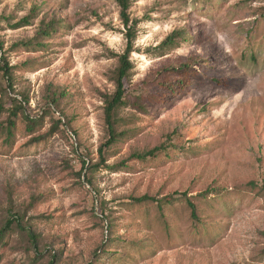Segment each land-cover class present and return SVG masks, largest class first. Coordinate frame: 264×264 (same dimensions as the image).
<instances>
[{
	"label": "rangeland",
	"instance_id": "1",
	"mask_svg": "<svg viewBox=\"0 0 264 264\" xmlns=\"http://www.w3.org/2000/svg\"><path fill=\"white\" fill-rule=\"evenodd\" d=\"M129 13L125 135L100 164L104 95L127 48L118 0H0L15 90L0 73V103L23 96L44 117L34 135L22 114L11 140L0 134V226L12 213L38 238L15 226L0 264H264V0H135ZM175 31L184 38L161 48ZM58 119L68 126L36 143ZM143 196L171 203L132 200Z\"/></svg>",
	"mask_w": 264,
	"mask_h": 264
},
{
	"label": "trees",
	"instance_id": "2",
	"mask_svg": "<svg viewBox=\"0 0 264 264\" xmlns=\"http://www.w3.org/2000/svg\"><path fill=\"white\" fill-rule=\"evenodd\" d=\"M135 0H118L119 7L121 8V18L123 21V25L125 27V36L127 40V48L126 51L118 55V67L114 72L113 75V81L115 83L116 89L115 92L111 95H104V113H105V124L107 128L108 133V139L106 143L101 147L100 149V155H101V163L105 164V152L106 150L110 149L114 144L118 142L125 134L124 132H119V124L121 123V119L119 117V111L127 105L126 101V95H127V89H126V82L130 78L133 70H134V63L131 60V55L134 52V43L137 37V21H134L131 19L130 16V8L132 2ZM27 20H25L26 22ZM43 34L50 35V32L48 29L43 31ZM184 38V35L180 31H175L171 35H169L166 40L160 45L161 48H168L173 47L176 45V42L178 39ZM3 48L4 45L0 41V54H3ZM13 70L14 68L10 66V64L7 62L5 58L0 59V73L3 74L4 78L8 82V88L7 90L15 92L14 90V84H13ZM174 73H179V69H171ZM168 70V71H171ZM7 90H2L0 88V100L8 93ZM13 101L18 103L17 107H14L13 109H7L5 103H0V110L6 111L9 113L8 119L5 122L0 123V134L3 132H6L7 140H11L14 134V130L17 127V119L20 114H22L25 117V120L27 122V132L30 135H34L37 133L38 130H40L43 127L44 124V117H29L25 113L26 106L29 104V100L22 96L21 101L17 98H13ZM48 110L52 111V108L59 111V97L55 95V93H52L48 102ZM63 126H68V123H64L62 119H58V121L53 125V127L50 129L46 135H42L38 137V139H35L36 143L41 142L44 140V138H52L59 134L62 131ZM166 145H160L153 150L141 154H134L132 155V158L146 161L150 158H157L161 152H165L167 150ZM98 166V165H97ZM81 175L83 176V172H85L87 169V162H84V167L82 169ZM84 180L88 185L92 186L93 182L92 179L87 177V175H84ZM253 188H255L257 183L251 182L249 184ZM262 191H264V180L262 183ZM181 195L182 197L186 198L187 204L190 207L192 211V217L197 220V206L189 199L188 194H179L176 193L175 196ZM174 197V196H173ZM172 197V198H173ZM134 203L137 204H144L148 202L156 203L159 205L160 209L163 210L164 204H170L171 198L166 197L163 200H159L155 197H149V196H143L140 198H133L132 199ZM18 227L21 230L27 231L29 238L33 240L34 246L37 247L38 238L34 235L33 232H31L28 228L23 226V222L20 221V218L18 215L12 214L10 217L6 220V222L0 226V244L4 245L5 240L8 238L10 233L13 231L14 227ZM2 260V257L0 256V261ZM49 264H56V258L53 257Z\"/></svg>",
	"mask_w": 264,
	"mask_h": 264
}]
</instances>
